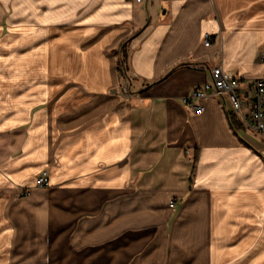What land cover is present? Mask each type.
Segmentation results:
<instances>
[{
	"label": "crops",
	"instance_id": "0c3cea01",
	"mask_svg": "<svg viewBox=\"0 0 264 264\" xmlns=\"http://www.w3.org/2000/svg\"><path fill=\"white\" fill-rule=\"evenodd\" d=\"M159 2L168 10L142 19L141 0H27V15L39 10L57 32L30 64L66 77L28 91L23 117L2 123L29 128L0 159L4 259L28 219L59 231L54 245L68 233L74 250L107 257L132 256L158 228L151 250L158 258L170 241L173 264H264V145L234 130L229 99L197 100L202 113L184 102L215 67L247 84L264 76V0ZM42 171L47 188L35 186ZM19 187L31 191L17 200Z\"/></svg>",
	"mask_w": 264,
	"mask_h": 264
},
{
	"label": "rangeland",
	"instance_id": "374dc122",
	"mask_svg": "<svg viewBox=\"0 0 264 264\" xmlns=\"http://www.w3.org/2000/svg\"><path fill=\"white\" fill-rule=\"evenodd\" d=\"M139 2V0H136ZM140 4L141 16L140 18H148L147 8L153 6L152 12H158L162 16L166 12L167 5L159 2V0H141ZM85 7L80 8V14L83 13ZM162 9V11H161ZM149 11H151L149 9ZM39 10L36 9L34 13L28 12L27 15V0H0V159L4 154H7L9 148L16 145L17 140L21 139L25 134L27 135L28 126L27 120L22 121L10 127L5 128L3 122L9 119H18L23 117L21 109L27 106V92L38 89L40 85L47 83L49 87L54 89L59 85V80L65 79V72H56L50 70L46 78L39 76L40 71L37 63L30 64L31 54L39 52L42 45L41 40L44 37L55 40L56 29L50 27L54 25V21L44 22L39 17ZM153 16V15H152ZM149 20V19H147ZM69 26V25H68ZM145 26V25H143ZM138 32L133 33L130 37L138 36ZM116 52H121V49ZM127 52V51H126ZM70 53V50L67 51ZM121 55V54H120ZM39 58V57H38ZM119 73H122V86L129 87L128 76L124 71V66L121 65V57L119 56ZM45 72V73H47ZM57 92L54 91L49 104L56 100ZM222 101L227 105L228 98H222ZM39 107V106H38ZM15 115H13V113ZM11 117V118H10ZM241 134L249 139L257 147H261L259 136L252 134L248 130H244ZM26 138V136H25ZM14 154L17 151H13ZM17 155V154H16ZM30 191L31 189L28 188ZM0 202H7V195L0 189ZM27 188L16 189V199L26 197ZM174 201H171V203ZM2 205V203H1ZM174 210L178 209V205L174 202ZM0 224H2V212L0 213ZM34 221L27 219V230H22V236L16 242V255L14 258L7 260L6 247L0 248V264H173L171 262V245L170 241L166 248L158 256L153 254V246H157L158 228L151 229L150 239L145 242L142 248L130 257H107L103 253H98L95 249H80L74 250L70 246V236L65 234V240L57 245H54V239L59 236V231L49 227L45 231H39L33 225ZM70 233L71 230L69 229ZM155 232V234L153 233ZM30 233H34L35 237L28 243ZM27 234V252L21 253V246L25 235ZM156 255V257L152 256Z\"/></svg>",
	"mask_w": 264,
	"mask_h": 264
},
{
	"label": "built area",
	"instance_id": "2783aa9c",
	"mask_svg": "<svg viewBox=\"0 0 264 264\" xmlns=\"http://www.w3.org/2000/svg\"><path fill=\"white\" fill-rule=\"evenodd\" d=\"M140 2V0H139ZM212 42V35H204V45L209 47ZM264 61V56H263ZM211 81L196 87L192 93L184 99L185 104L191 111L202 113L205 107L197 104L199 99L216 96L227 97L231 110L241 121L242 126L250 132L259 136L264 145V76L250 83H242L222 67H215L211 71ZM50 183L48 171H42L35 180V186L47 188ZM30 190L27 189L28 196ZM172 208L174 202L170 203Z\"/></svg>",
	"mask_w": 264,
	"mask_h": 264
},
{
	"label": "trees",
	"instance_id": "16d2710c",
	"mask_svg": "<svg viewBox=\"0 0 264 264\" xmlns=\"http://www.w3.org/2000/svg\"><path fill=\"white\" fill-rule=\"evenodd\" d=\"M120 54H121L120 63H121V65L124 66V71L126 73V71H127V65H126V59H127L126 44H124L122 46ZM227 115H228L229 122H230L231 126L234 128V130L238 131V130L243 129L242 124L237 120L236 115L232 111L231 112L229 111L227 113Z\"/></svg>",
	"mask_w": 264,
	"mask_h": 264
},
{
	"label": "water",
	"instance_id": "95a60500",
	"mask_svg": "<svg viewBox=\"0 0 264 264\" xmlns=\"http://www.w3.org/2000/svg\"><path fill=\"white\" fill-rule=\"evenodd\" d=\"M142 31H143V29L138 34H140Z\"/></svg>",
	"mask_w": 264,
	"mask_h": 264
},
{
	"label": "bare ground",
	"instance_id": "6f19581e",
	"mask_svg": "<svg viewBox=\"0 0 264 264\" xmlns=\"http://www.w3.org/2000/svg\"><path fill=\"white\" fill-rule=\"evenodd\" d=\"M171 207V206H170ZM172 208V207H171Z\"/></svg>",
	"mask_w": 264,
	"mask_h": 264
}]
</instances>
